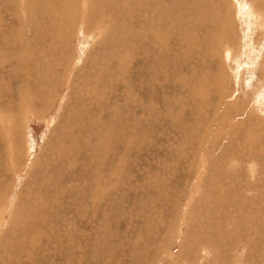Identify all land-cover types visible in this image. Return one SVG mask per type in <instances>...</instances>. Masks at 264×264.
I'll use <instances>...</instances> for the list:
<instances>
[{
  "label": "rangeland",
  "instance_id": "374dc122",
  "mask_svg": "<svg viewBox=\"0 0 264 264\" xmlns=\"http://www.w3.org/2000/svg\"><path fill=\"white\" fill-rule=\"evenodd\" d=\"M263 155L264 0H0V264H264Z\"/></svg>",
  "mask_w": 264,
  "mask_h": 264
},
{
  "label": "bare ground",
  "instance_id": "6f19581e",
  "mask_svg": "<svg viewBox=\"0 0 264 264\" xmlns=\"http://www.w3.org/2000/svg\"><path fill=\"white\" fill-rule=\"evenodd\" d=\"M182 1H184V0H182ZM188 2H189V1H188ZM196 2H197V1H196ZM149 3H150V2H149ZM177 3H178V2H177ZM181 3H182V2H181ZM185 3H187V1H186ZM158 4H159V3H158ZM179 4H180V3H179ZM194 4H195V3H194ZM176 5H177V4H176ZM183 5H184V3H183ZM185 5H187V4H185ZM170 6H171V5H170ZM177 6H178V5H177ZM238 6H239V5H238ZM240 6H241V4H240ZM181 7H182V6H181ZM243 7H244V6H243ZM157 8H158V7H157ZM184 8H185V7H184ZM171 9L173 10L172 7H171ZM171 9H170V11H171ZM186 9H187V8H186ZM241 9H242V8H240V10H238V11H241ZM158 10H159V9H158ZM158 10H157V11H158ZM188 10H189V9H188ZM193 10H194V9H193ZM199 10H201V9H199ZM193 12H195V11H193ZM157 16H158V15H157ZM210 16H211V15H210ZM206 17H208V16H206ZM192 18H193V17H192ZM208 18H209V17H208ZM196 19H197V18H196ZM199 19H201V18H199ZM157 20H158V19H157ZM63 23H66V24H67V22H63ZM159 23H161V22H159ZM218 23H219V22H218ZM215 24H216V23H215ZM205 25H206V24H205ZM155 26H156V25H155ZM163 26H164V25H163ZM217 27H218V26H217ZM225 27H226V26H225ZM155 28H156V27H155ZM160 28H161V27H160ZM220 28H221V27H220ZM151 29H152V28H151ZM157 29H158V28H157ZM184 29H185V28H184ZM211 30H212V29H211ZM214 30H215V29H214ZM214 30H213V31H214ZM217 30H218V29H217ZM151 31H153V30H151ZM151 31H150V32L148 31V32L151 34ZM157 32H158V31H157ZM161 32H162V31H161ZM166 32H167V31H166ZM159 33H160V32H159ZM167 33H168V32H167ZM216 33H217V32H216ZM152 34H153V33H152ZM161 34H162V33H161ZM210 34H211V33H210ZM214 34H215V33H214ZM164 35H165V34H164ZM164 35H163V36H164ZM153 36H154V35H153ZM167 36H168V35H167ZM167 36H166V37H167ZM213 36H214V35H213ZM213 36H211V37H213ZM218 36H219V35H218ZM150 37H151V36H150ZM160 37H161V35H160ZM213 38H214V37H213ZM151 39H152V38H151ZM161 39H162V38H161ZM211 39H212V38H211ZM152 40H153V39H152ZM152 40H151V41H152ZM215 41H216V40H215ZM215 41H214V42H215ZM218 42H219V41H218ZM128 43H129V42H128ZM155 43H156V42H155ZM161 43H162V42H161ZM218 44H219V43H218ZM152 45H153V44H152ZM160 45H161V44H160ZM153 47H154V46H153ZM156 47H157V46H156ZM241 49H242V48H241ZM214 51H215V50H214ZM226 56H227V54H226ZM243 61H244V60H243ZM247 75H248V74H247ZM23 89H24V88H23ZM20 105H21V104H20ZM20 107H21V106H20ZM20 115H21V112H20ZM22 115H23V114H22ZM17 117H19L18 114H17ZM22 117H23V116H22ZM16 119H17V118H16ZM13 125H14V124H13ZM12 129H13V128H12ZM2 132H3V131H2ZM4 136H5V135H4ZM7 137H8V136H7ZM251 141L254 142L253 140H251ZM246 142H247V141H246ZM246 142H245V143H246ZM230 143H231V142H230ZM236 143H237V142H236ZM241 143H242V142H241ZM249 143H251V142H249ZM239 144H240V143H239ZM259 145H260V144H259ZM229 149H230V148H229ZM227 151H228V150H227ZM233 152H234V151H233ZM236 154H237V153H236ZM263 158H264V155H263ZM263 160H264V159H263ZM226 161H227V160H226ZM263 163H264V162H263ZM259 224H260V223H259Z\"/></svg>",
  "mask_w": 264,
  "mask_h": 264
}]
</instances>
